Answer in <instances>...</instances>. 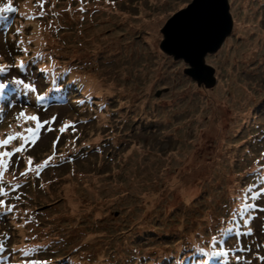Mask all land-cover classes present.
<instances>
[{"label":"rangeland","instance_id":"1","mask_svg":"<svg viewBox=\"0 0 264 264\" xmlns=\"http://www.w3.org/2000/svg\"><path fill=\"white\" fill-rule=\"evenodd\" d=\"M188 1L109 0L110 5L106 6L109 11L106 30L112 29L114 34L109 35L108 31L105 39L102 35L98 38L89 37L88 33L78 37L83 41L86 49L84 55L87 56V60L89 59L90 66L100 65L104 75L109 79H113L115 73L118 78L122 77V80L116 79V89L120 92L124 88L123 91L126 92L122 94L130 96L124 97L125 101L119 103L118 107L108 109L103 122L107 127L114 121L112 112L117 116L121 113V118L124 119L122 122H118L117 119L111 128L113 138L110 142L109 155L111 154L110 157L115 160L110 159L109 163L100 161L97 164L87 162L82 173L72 172L66 175L59 173L55 177L49 176L48 187L50 185L51 187L42 190L45 194L39 205L42 212L40 222L43 223L40 227L41 233L70 238L71 248L60 243L58 244L60 250L63 253L74 252L77 249L75 246L78 248L81 246V254L88 259V264L95 259L97 246L101 248V242L104 250H109L113 258L123 260L126 255L130 256L121 249H117L119 251L117 255L112 254L111 246L116 247V243L108 240L109 234L111 236L112 234L106 231L111 225L110 218H113L111 217L113 212L116 211L117 217L113 218L115 225L112 233L115 228L122 226L124 228L129 223V218L124 215L118 216V210L115 209H120V203L125 199L130 205L145 203L143 192H146L152 194L148 195V198L156 202L154 216L157 219L161 213L156 212V209L170 200L171 189L157 200L158 192L165 188L162 186L167 179L172 178L174 172H178V168L184 164L182 162L187 157L184 174H181L175 183L179 182L182 188L187 182L196 183L197 179L201 180L204 183L203 189L206 188L209 203L212 206H219L221 200L226 197L229 199L233 191V182H240L244 177V175L238 177L236 173L241 166L237 150L244 152L250 149L249 146L252 147L253 150L247 152V156L254 162H259V158L264 154V140L263 144H257L254 142L255 138H252L260 132L264 134V128H261L264 127V83L254 80L253 77L254 72L259 74L257 79L264 76L263 36L257 39L259 41L257 48L249 49L253 52L252 58H248V53L242 50L243 43L255 40L256 27L264 33V21L260 22L256 16V13L261 11L264 20V0H235V4H232L231 12L235 18L238 17L233 30L236 33L232 37L229 35L219 51L208 54L206 58V62L217 69L218 80L214 87H206L204 82L201 86L197 85L184 72L187 63L175 60L172 54L169 55V51L165 52L163 47L161 48L164 45L165 47L168 45V48L170 46L165 44L162 28L177 10L188 4ZM241 8L246 10L247 15L240 11ZM149 11L161 18L155 24L156 29L150 30L140 26L139 18L143 16L142 12ZM104 14L105 12H99L96 15L97 20L103 22ZM152 18L153 16H148L147 19L143 17L147 21H151ZM241 25L249 29L244 33L248 37V42L243 40L244 35L240 34ZM116 33L118 38L115 40ZM228 51L231 52V56H227ZM103 52L118 55L113 60L109 57L96 58ZM246 59L249 63L235 65L236 61ZM120 69H123V72L118 71ZM182 79H185L186 83ZM228 82H233L232 86L236 90L229 89ZM221 85H224L226 93L216 98L213 92ZM250 86L257 88V93L253 96ZM166 87L168 89H165ZM159 89L163 92L157 97ZM197 91L200 94H197ZM132 97L140 99L135 100ZM137 103H141V112L144 109L146 113L143 115L141 112L136 113L138 114L136 117L141 115V119L132 120L134 115L130 121L127 115L135 113L133 110ZM145 106L147 108H144ZM185 106L187 109L183 108ZM164 107L166 108L162 109ZM168 109L171 110V114L165 131L162 122L166 117L162 111ZM68 111L70 107L67 106L64 113ZM251 112L255 113L253 119L250 116ZM250 120H254L257 126H251ZM99 125L103 129L101 138L109 137L111 132L108 130V134L102 123ZM27 127L25 124L22 126ZM141 127L150 129H145L147 132L144 133ZM162 132L165 133L162 135ZM117 143L122 144L118 146ZM219 150L217 162L212 164L208 159ZM260 170L264 173V166ZM250 174L252 176L251 172ZM70 183L74 184L73 190H68ZM177 188V186L173 188L176 193L173 201H180L173 203L170 206L171 210L182 205L181 200L184 198L180 199V190L177 192ZM138 189L140 192L135 193ZM253 192L259 199L261 195L258 191ZM237 196L244 199L241 193ZM196 210L198 208H194V211ZM261 212H263L261 217L255 219V223H259L258 227L264 222V210ZM134 215L141 217V212L136 211ZM199 217L192 215V218L187 220V225L197 227ZM144 229L139 228L130 233L124 231L121 238L126 237L128 245H134L137 238L145 241L146 235L142 234ZM226 232L231 231L226 229ZM118 236L119 234L116 239Z\"/></svg>","mask_w":264,"mask_h":264},{"label":"trees","instance_id":"2","mask_svg":"<svg viewBox=\"0 0 264 264\" xmlns=\"http://www.w3.org/2000/svg\"><path fill=\"white\" fill-rule=\"evenodd\" d=\"M234 4V3H233ZM243 11L246 15H247V12L246 10L243 8L240 9V11ZM256 16L261 17V13H256ZM256 17V18H258ZM235 27V26H234ZM234 27H233V30H234ZM237 29V27H236ZM106 28L101 31V30H97L95 32V34L93 35V37H96L98 38L99 36L102 35V38L105 39V36H106ZM233 32V31H232ZM231 32V33H232ZM236 32L234 31V34ZM117 34V33H116ZM118 37L117 35H114V39L116 40ZM243 45L245 46V43H243ZM243 47V46H242ZM247 56L248 55H251L253 56V52L251 50H249L247 52ZM262 78H255L254 80L256 81H259L261 83H264V81L262 80ZM119 80H122V77L119 78ZM183 81V79H182ZM111 88H113V85L110 84ZM250 89L253 90V94H256L257 93V88H253V86H250ZM261 92L262 90L259 89ZM156 99V98H155ZM186 107V106H185ZM183 107V108H185ZM164 123V122H163ZM162 123V125H163ZM168 127L164 126V130L166 131ZM165 132H162V135L164 134ZM218 153H220V150L219 152L215 153V155L211 158L208 159V161H210L212 164L213 163H216L217 162V155ZM236 154L239 156L240 160L241 161V166L240 168H238L236 170V173L238 175V177H240V175L242 173H244L246 171V169H254V167H256V165L254 164V162H252L250 160V158L247 156V152H243V151H240V150H237ZM188 158V157H187ZM187 158L185 159L183 165H181L179 168H178V172H174L172 174V178L169 180L167 179L168 181L162 186V187H165L163 189H160L159 192H158V199L162 198L166 192L171 189V197H170V200H167L164 204H162L161 206H159L156 210V212H159L161 213L157 219H155L156 217L154 216L155 212H154V209L156 208V202H153L152 199H149L148 198V195H152V194H148L146 192H143V195L145 196V201L149 203H140L139 205H130L129 203H127V199L123 200L120 205V209L119 208H116L115 210H118L117 213H118V216H122L124 215V217L126 218H129V223L123 228L122 227H117L113 230V233L111 232V230L113 229V226L115 225V220L112 219V222H111V225L108 227L107 229V233H111L112 236L109 234V239L108 240H112L114 243H115V239L117 237V235L119 234L118 236V239L121 238L122 234L124 233V231H129L128 233L132 232L133 230H137L139 228H145L147 230V234H148V238H150V242L151 244L147 245L146 248L152 250V251H155L156 249V244L155 242H158L160 241L162 244L160 246H158L159 248L157 249V251L159 253H161L162 251H164L165 249L167 248H170L172 247L174 244H176V240L179 241L180 240V229L179 227H184L186 228L187 226V220L188 219H191L192 218V215H197V216H200L201 217V221H205L207 224L211 223L212 222V219L209 218L212 215V209L206 204L208 203L207 201V198L205 197V193L203 192V186H204V183L197 179L196 183H192V182H187L186 184L182 185V188L179 184V182L175 183V180H178L179 179V176L181 174H184V167L185 165H187ZM176 169V168H175ZM175 175H177L175 177ZM157 183V182H156ZM149 187H151V185H148ZM178 187L177 188V192L179 191V197L180 199L183 198V195L181 194V191H183L186 187H191L192 189V192L190 193V195H187L185 196L181 202H184L187 200V198L190 197V199H188L189 203L191 202H200L201 204H199L198 207V210L197 211H193L191 209H189V212L186 210V209H182L180 207H177L173 210L170 209V206L175 203V202H179L180 200H176V201H173V196L175 193V190L173 189L174 187ZM140 192V190L138 189L135 193H138ZM193 193V194H192ZM192 194V195H191ZM144 203V204H143ZM177 204V203H176ZM224 205V202L223 200L220 201V207ZM136 211H140L141 212V217H136L134 215V212ZM111 217H117L116 215V211L113 212L112 216ZM174 217V218H173ZM157 225L159 229H157ZM169 230H173L174 231V235H176V237H173L172 240H168L167 241V238L163 237L162 235H164V233H166V231H169ZM177 232V233H176ZM171 239V238H170ZM183 244L185 242H182ZM101 245V248L99 246H97V252H96V256H95V259L94 260H91L89 262V264H116L115 262V258H113V256L111 254H109V250L106 251L104 250V247H102L103 245V242L100 243ZM191 246H192V243L191 245H189L187 248V250H190L191 249ZM183 246L179 245L177 246L174 250H178V249H181ZM111 249H112V254L113 255H117V249L119 248H116L115 246H111ZM127 251V247L125 249ZM168 252V251H167ZM182 252V250H181ZM129 255H132V252L129 251L128 252ZM146 254V253H145ZM170 254V253H168ZM137 256V255H136ZM147 257L145 256H141L140 259H138L139 261L140 260H145ZM141 262V261H140Z\"/></svg>","mask_w":264,"mask_h":264},{"label":"snow or ice","instance_id":"3","mask_svg":"<svg viewBox=\"0 0 264 264\" xmlns=\"http://www.w3.org/2000/svg\"><path fill=\"white\" fill-rule=\"evenodd\" d=\"M83 2V0H82ZM195 7V6H193ZM85 9H81V11H84ZM18 9L13 6L11 0H7L6 3L0 4V18L7 19L6 14L10 12H16ZM211 26V19L210 17H202V16H197L195 13L190 12L187 16V18L183 20H177L173 22V25L171 27V31H169L168 36H167V41L168 43L173 47V48H183L187 49L191 54H190V59L192 60L193 64L196 65L195 67V72L201 71L200 65L196 59L195 56V45L196 42L201 35L202 32L210 28ZM20 43H23L21 40ZM24 51H27V49H24ZM26 62L21 60L19 62V68L20 69H25L26 68ZM13 67L12 65H3L0 64V72H8L9 69ZM43 71V69H41ZM10 84L14 85H20L26 88L27 90L31 92H36L37 88L33 86L31 82L26 83L24 79L20 78H14L10 79L8 83H3L0 82V95H3L6 89H9ZM41 100L44 99V96L41 95L39 97ZM80 104H83L84 101H79ZM15 107V106H14ZM5 108H0V112H5ZM19 117H25L27 120L35 121L36 126L34 128H27L25 131L27 133L31 134V140L32 142H35L36 139H38V133L40 129L43 127L44 124H47L48 121L46 120H41V117L39 114H34V115H28L26 111H21L18 113L17 118ZM56 117H53V122L55 121ZM75 128V123H66L64 127L61 129V131H65L67 128ZM22 134L17 133L15 135L9 134L5 139H0V148H5L4 151H0V178L3 177L4 172L7 170L8 166L11 163V158L16 154L21 152L23 149L22 147L16 148L13 150H7V147L17 138H19ZM23 139L25 141L29 140V136L25 135L23 136ZM55 160V155L50 156L43 162L42 165H38L37 167H45L47 166L50 162ZM33 164V158L29 157L28 158V165L29 169L28 171L31 170V165ZM28 171H25L24 173H21V176H27ZM14 187H19V184L14 185ZM0 195L6 196L8 195L7 190L0 188ZM19 199V198H18ZM6 201L0 200V204H4ZM13 208L15 205L12 206ZM252 207H255V205H252ZM8 210V209H6ZM249 234L253 232L251 227L248 229ZM34 249H24L25 253L27 254L29 251H33ZM201 252L204 251L203 248L200 249ZM213 256H227L229 255V250L227 248L221 249L220 251H215L210 253ZM262 262H264V256L258 257ZM24 264H47L46 261L43 260H31L25 261Z\"/></svg>","mask_w":264,"mask_h":264},{"label":"water","instance_id":"4","mask_svg":"<svg viewBox=\"0 0 264 264\" xmlns=\"http://www.w3.org/2000/svg\"><path fill=\"white\" fill-rule=\"evenodd\" d=\"M190 12L211 19L210 28L201 33L195 45V56L201 67L199 72L194 71L196 65L189 58L191 53L187 49H172L171 45L169 48L167 45L169 44L167 36L171 31L173 22L187 18ZM233 23L229 0H193L187 7L173 15L162 28L161 31L165 36L167 46L164 45L161 48L163 47L165 52L167 50L170 52L169 54H173L175 59H184L191 66V68L185 69V73L196 80L199 86L203 85L204 82L206 87H214L217 83L216 70L211 65L206 64V56L219 50L225 39L231 34Z\"/></svg>","mask_w":264,"mask_h":264},{"label":"bare ground","instance_id":"5","mask_svg":"<svg viewBox=\"0 0 264 264\" xmlns=\"http://www.w3.org/2000/svg\"><path fill=\"white\" fill-rule=\"evenodd\" d=\"M218 2V1H217ZM8 14H10V13H7V15ZM142 17H140L139 19H140V26H145L146 28H149L150 30H151V28L152 29H156L157 28V25H155V24H157L158 22L157 21H160L161 20V18L157 15V14H154V12H142ZM148 16H153V18L151 19V21H147V20H145V19H143V17H146V19H147V17ZM125 18H127V16H125ZM9 19H11L12 20V18H10L9 17ZM6 22V21H5ZM11 23H12V21H11ZM241 30H240V34L241 35H244V33H246V32H248L249 31V29H248V27L247 26H243V25H241ZM157 31V30H156ZM262 34H264V33H262V31L258 28V27H256V29H255V35H254V37H256L255 38V40H253V41H251L250 43H246L245 44V46L242 48V50L244 51V53H247L248 52V50L249 49H251L252 47H254V48H257L258 47V43H259V41L257 40V39H259L261 36H263L262 37V40H264V35H262ZM115 35H117V34H115ZM243 40H245L246 42H248L249 40H248V37L246 36V35H244L243 36ZM148 46V45H147ZM152 52H155V51H152ZM109 55H111V56H109ZM118 55V53H111V52H103V53H99L97 56H96V58H99V59H102V58H111V60H113V59H115L116 58V56ZM169 55H171V54H169ZM227 56H231V52H229L228 51V55ZM233 56H236V54H233ZM75 62L76 63H78L79 61L78 60H75ZM201 68V67H200ZM55 71H57V72H65V69H61V68H58V70H55ZM118 71H121V72H123V69H120V70H118ZM247 72H249V71H247ZM70 75H72L73 77H75L76 78V80H73V81H70L69 83H67V84H63V85H59L62 89L60 90V92H62L63 90L65 91V90H68L69 89V87H71V85L72 84H75L76 86H78L79 88H81L82 89V91H83V93H84V96H85V102H90L91 104H92V106L93 107H96V106H98V105H100V104H102V101H99V100H96L95 101V103L93 104L92 103V101L90 100L91 98H93L94 97V95H95V93H96V91L93 89V88H95L97 91H98V88H99V86L97 85V84H94V83H92V82H90V81H88V83H86V82H83V81H81L80 79H79V77L75 74V73H73V72H71L70 73ZM161 79H163L162 77H161ZM183 82L184 83H186V80L185 79H183ZM232 84H233V82H228L227 83V86H228V88L229 89H234V90H236V88L235 87H233L232 86ZM20 85H14V84H10V86H9V89H6V91L7 90H11V89H14V88H18ZM246 87H248V86H246ZM123 89L124 88H122L121 89V91L122 92H126L125 90L123 91ZM250 89V88H249ZM233 90V91H234ZM233 91H232V93H233ZM250 91H252L251 89H250ZM226 93V90L224 89V85H221V86H219L217 89H215V91L213 92V95L217 98V97H219V96H221V95H224ZM127 97H130V96H128V95H126ZM235 96V95H234ZM69 97H63V95H61V97H60V99H68ZM132 98H134L135 100H138V99H140V97H132ZM38 99H40L39 97H38ZM43 100H46V101H49V98L48 97H44V99ZM107 102H110V101H107ZM108 106V105H107ZM231 106V105H230ZM3 108H5L4 106H3ZM96 108H98V107H96ZM96 108L92 111V112H90L89 114H91V115H93L94 114V112H95V110H96ZM166 107H164V108H162V109H165ZM184 109H187V106L184 108ZM134 110L135 111H137L136 110V106H135V108H134ZM169 112L170 111H167L166 112V114H169ZM166 117V116H165ZM166 121L163 123V127L164 126H166L168 123H169V120L170 119H168L167 117H166ZM140 129H143V130H149L150 128H148V127H141ZM122 143H117V145H121ZM85 160H89V159H79V160H76V161H85ZM165 178V177H164ZM73 186H74V184L73 183H70L69 184V186H68V190H73ZM262 190L264 191V187L262 188ZM192 192V189H191V187H186L183 191H181V194L183 195V197H185V196H187V195H190V193ZM262 204H264V202H262ZM251 207V206H250ZM3 214H4V211H3ZM9 217H11V215H7L6 216V218H9ZM5 218V217H4ZM8 220H12V219H8ZM17 232H19V230L18 229H15ZM148 232H147V230H143L142 231V234H145L146 235V237H145V241H142V242H140V243H138V244H145V243H147V242H150L151 240H150V238H148V234H147ZM177 233V232H176ZM142 234H141V236H142ZM136 245H137V243H135ZM28 249H31V248H28ZM141 262H142V264H149L147 261H145V260H141Z\"/></svg>","mask_w":264,"mask_h":264},{"label":"flooded vegetation","instance_id":"6","mask_svg":"<svg viewBox=\"0 0 264 264\" xmlns=\"http://www.w3.org/2000/svg\"><path fill=\"white\" fill-rule=\"evenodd\" d=\"M191 1L192 0H189L188 3L191 2ZM233 3L235 4V0H229L230 7L232 6ZM237 19H238V17L235 18V16H233L234 25L236 24Z\"/></svg>","mask_w":264,"mask_h":264},{"label":"clouds","instance_id":"7","mask_svg":"<svg viewBox=\"0 0 264 264\" xmlns=\"http://www.w3.org/2000/svg\"><path fill=\"white\" fill-rule=\"evenodd\" d=\"M192 1H193V0H192ZM192 1H191V2H192ZM191 2H190V3H191ZM181 7H182V6H181ZM185 7H187V5L184 6V7H182L181 9L177 10L176 13L179 12L180 10H182V9L185 8ZM176 13H174L173 15H175ZM165 25H166V24H165ZM184 61H185V60H184ZM185 69H186V68H185ZM195 82L198 84V82H197L196 80H195Z\"/></svg>","mask_w":264,"mask_h":264}]
</instances>
